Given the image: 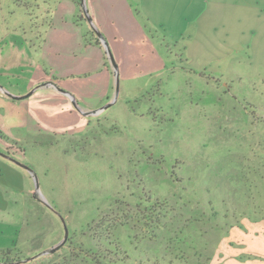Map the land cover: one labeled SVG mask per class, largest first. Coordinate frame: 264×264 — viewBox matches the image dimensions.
I'll return each mask as SVG.
<instances>
[{"label":"rangeland","instance_id":"rangeland-1","mask_svg":"<svg viewBox=\"0 0 264 264\" xmlns=\"http://www.w3.org/2000/svg\"><path fill=\"white\" fill-rule=\"evenodd\" d=\"M174 1L172 21L151 30L162 73L119 83L84 130L0 139L1 156L30 171L25 194L0 198V264L254 259L232 261L230 231L264 227V0H198L195 18ZM41 2L0 0L5 97L20 98L10 94L29 74L12 29L26 13L27 32L45 23ZM250 245L264 249L260 235Z\"/></svg>","mask_w":264,"mask_h":264},{"label":"crops","instance_id":"crops-1","mask_svg":"<svg viewBox=\"0 0 264 264\" xmlns=\"http://www.w3.org/2000/svg\"><path fill=\"white\" fill-rule=\"evenodd\" d=\"M41 1L51 6L46 22L27 32L31 16L25 11L26 21L13 27L9 41L13 49L23 51L29 64L23 86L9 93L20 97L18 100L5 97L0 90V111L3 112L0 118L4 120V123L0 121V131L9 141L21 142L30 135L84 130L89 116L102 113L114 100L117 80L125 90L124 84L166 69L160 51L164 49L161 46L159 49L151 30H162L164 22L172 21L177 8L174 0V4L171 0H143L142 3L139 0ZM184 1L179 9L186 13L188 5L192 7L189 17L200 16L198 0ZM176 34L182 36V32ZM162 43L168 45L163 40ZM5 115L9 118L8 125ZM17 128L24 131L11 132ZM27 172L30 171L0 156V198L3 193L12 197L25 194ZM241 226L244 236L234 234L240 233L239 227L230 231V237H235L240 247L233 248L236 254L232 261L248 254L254 259L247 260V264H264V249L255 251L250 245L259 235L264 243V227L247 220L242 221Z\"/></svg>","mask_w":264,"mask_h":264},{"label":"trees","instance_id":"trees-1","mask_svg":"<svg viewBox=\"0 0 264 264\" xmlns=\"http://www.w3.org/2000/svg\"><path fill=\"white\" fill-rule=\"evenodd\" d=\"M24 7V6H23ZM25 8V7H24ZM84 12H82V14H83ZM80 18H82V15H80L79 16ZM88 21H90V19L88 18ZM94 32L95 33H97L96 35H98V32H96L95 30H94ZM93 35V34H92ZM98 37V36H97ZM97 39H99V38H97ZM96 42H97V40H96ZM109 51V50H108ZM107 51V55H108V58H109V60H111L110 59V57H111V55H110V52H108ZM0 90H1V87H0ZM0 139H5L6 140V137L2 134V132L0 131ZM1 155H4L2 152H0V156ZM239 228H240V226H238ZM211 261V258H209L208 260H207V262H206V264H208L209 262ZM161 262H164V260H161V261H157L156 260V264H161ZM17 263H20V262H17ZM167 264H188V261H187V259H183L182 257H174V258H172L171 260L169 259V262L167 263Z\"/></svg>","mask_w":264,"mask_h":264},{"label":"water","instance_id":"water-1","mask_svg":"<svg viewBox=\"0 0 264 264\" xmlns=\"http://www.w3.org/2000/svg\"><path fill=\"white\" fill-rule=\"evenodd\" d=\"M110 59H111L112 65L115 67L114 60L112 59V57H110ZM118 89H119V80H117V82H116V86H115V96L118 94Z\"/></svg>","mask_w":264,"mask_h":264}]
</instances>
